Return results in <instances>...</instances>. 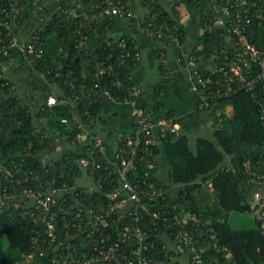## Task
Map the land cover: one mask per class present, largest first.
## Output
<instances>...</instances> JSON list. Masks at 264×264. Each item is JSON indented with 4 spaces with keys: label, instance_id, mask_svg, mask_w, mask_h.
Instances as JSON below:
<instances>
[{
    "label": "trees",
    "instance_id": "16d2710c",
    "mask_svg": "<svg viewBox=\"0 0 264 264\" xmlns=\"http://www.w3.org/2000/svg\"><path fill=\"white\" fill-rule=\"evenodd\" d=\"M143 1L148 13L144 16L142 28L144 23H152L153 31L163 25L171 32L181 34L182 47L172 45L179 50L176 57L185 51L188 37L200 29V34L193 36L190 51L202 61L204 73H207L203 76L218 82L207 101L218 98L217 90H221L223 95L229 84L222 74L210 76L209 72L225 48L223 38L213 28L209 2L175 0L170 8H166L160 0ZM69 2L71 0H59L48 5L42 0L25 2L17 21L28 34V39L36 41L37 51L28 58H24L19 49L24 44L21 36L19 46L10 48L13 35L18 36L17 28L12 27L10 34L0 26V38L3 39L0 42V64L6 68L1 70L0 67L4 76L0 82V264H53L52 253L43 258L36 252L35 261H27V255L34 251L33 238L39 225L31 217L32 206L25 200L15 203L13 196H20L27 186L37 190L39 182L74 185L84 175L78 160L81 157L101 158L98 148L90 142L76 152L64 153L53 161L52 166L46 164V156L52 152L56 135L73 142L80 132L74 117L78 115L81 121L93 126L95 121L102 120L105 101L124 103L132 99L141 108L142 94L131 96L132 89L136 87L133 70L141 59V55L139 59L136 57L140 53L139 46L128 34L106 38L115 18L122 16L100 15L109 6H130L129 0H101L87 11L78 12L73 11ZM75 3L80 2L75 0ZM0 4L5 5L6 1L0 0ZM41 5L45 7L40 9ZM182 5L189 14L186 22L175 15V9ZM94 15L97 17L92 19ZM249 35L256 45L263 46L264 24L254 27ZM151 37L168 43L164 38L159 40L155 34ZM94 39L99 41L90 48L89 43ZM122 40L126 42L125 47H119ZM4 47L8 48L9 56L3 54ZM41 50L43 53L39 56ZM127 52L130 53L128 57L124 56ZM31 59L34 62H30ZM160 59L161 68L164 59ZM176 63L180 66L177 60ZM185 63H182L183 67ZM101 68L108 69L102 77L98 75ZM170 81L166 79L158 85V96L170 92ZM235 88L211 109L201 108L202 99L198 94L194 98L197 114L202 117H211L220 109L222 112L224 103L229 102L231 115L223 126L213 130L209 137H196L194 142L186 134L162 139L158 146H152L154 156L148 159L150 162L140 161L137 171L132 173V180L140 182V189L152 190L150 185L153 184L157 191L162 189L166 203H169L166 210L170 211L172 222L166 226L158 223L160 229L155 231L156 222L152 218L146 219L144 245L148 248L143 253L156 264H179L175 257L184 253L177 247L170 249L168 245L178 241L181 225L174 215L179 213L190 215L188 231L194 233L199 230L204 240L215 235L216 247L208 248V257H222L228 250L235 264H264V233L259 224L256 222L257 228L254 229L238 230L229 221L233 212L251 211V202L260 189V177L264 174V126L261 119L264 98L254 97L238 85H234ZM104 90L110 92V98L103 96ZM51 94H57V106H47ZM154 112L159 114L157 118L174 117L172 111H165L162 103L156 104ZM42 118H46L45 127L40 125ZM63 118L69 122L63 123ZM110 135L116 136L114 133ZM101 139L112 152L109 146L111 139ZM160 156L167 165L174 194L169 192L170 186L159 178ZM103 166L106 168L107 163L103 162ZM99 176L108 178V171L97 172L94 179ZM145 180L146 184L142 183ZM146 202L151 203L149 199ZM154 206L165 207L162 196L155 198ZM117 238V234L113 235L111 242ZM87 242L84 236L71 240L73 245ZM127 250L131 254L132 249L129 247ZM62 253L67 256L68 250Z\"/></svg>",
    "mask_w": 264,
    "mask_h": 264
},
{
    "label": "built area",
    "instance_id": "2783aa9c",
    "mask_svg": "<svg viewBox=\"0 0 264 264\" xmlns=\"http://www.w3.org/2000/svg\"><path fill=\"white\" fill-rule=\"evenodd\" d=\"M6 4H0V26L5 27L12 34V27L17 28L18 36L13 35L10 48L19 46V37L23 45L19 48L24 58L35 54L36 41L28 39V34L17 21L22 13L25 2L29 0H5ZM38 1V0H35ZM213 18V28L223 38L225 48L218 62L209 68L210 76L222 74L224 81L229 84L223 95L217 90L218 98H227L230 91H235L234 85L250 92L254 97L264 98V45L259 47L251 39L249 33L254 27L264 24V0H207ZM3 17L1 18V16ZM100 15H120L131 17L133 11L125 6H109ZM97 15L92 17L96 18ZM143 23V22H142ZM143 32L149 36L155 34L157 38L168 41L167 45H181V34L173 33L160 25L153 31L152 23H144ZM0 42H3L2 37ZM122 40L119 47H125ZM5 56H9L8 48L2 50ZM41 50L38 55L40 56ZM127 52L124 56H129ZM137 59L140 53L136 54ZM163 57V56H162ZM215 58V57H214ZM180 66L186 71L187 82L192 86L195 94L202 99V106L208 105L207 99L214 93V87L218 83L211 77H204L205 68L193 52L182 51L176 57ZM30 62H34L31 59ZM1 70L5 66L0 64ZM108 72L107 68L98 71L99 76ZM207 74V73H206ZM0 72V82L3 80ZM213 85V87H209ZM200 86L203 89H200ZM131 96L138 95L139 91L134 87ZM103 96L110 98V92L103 91ZM133 107L137 115L134 128L130 133H121L117 136V148L110 155L107 146L102 139L90 132L92 123L86 124L76 115L74 122L80 131L74 142H93L98 148L101 158L88 159L81 157L78 164L84 174L92 178V184L69 185L66 182L55 185L39 182L37 190L27 186L20 192L19 198L32 201L31 217L38 223L39 229L33 238L34 251L27 255L28 262H34L35 253L46 258L52 253L53 264H156L147 258L143 250L146 235L147 218H152L156 223L155 231H159L158 223L172 222L168 213L169 203L163 196L162 189L158 191L154 185L150 189H140V182L134 183L132 173L138 169V163L154 156L152 146H158L162 139L179 136V125L174 117H160L156 120L141 113L136 100L127 99L124 102ZM59 104L55 94L49 95L47 106L54 107ZM261 119L264 126V101L262 102ZM67 124L69 120L63 118ZM67 139V137H64ZM103 162L107 163L106 168ZM150 162V161H149ZM150 166L154 168L152 163ZM107 170L108 178L94 176L97 172ZM260 189L251 202V211L264 233V174L260 177ZM146 180L142 183L146 184ZM157 196H162L165 207H153ZM7 197V196H6ZM15 198V196H13ZM8 198V197H7ZM149 199L151 203H147ZM173 209H176L173 206ZM190 215L175 214L174 219L181 225L178 243L172 242L182 252L189 253L190 264H235L230 251L225 250L222 257L207 255L208 248L216 247L215 235L210 240L203 238V233L196 230L188 231ZM118 235L117 240L112 241L113 235ZM86 237V244L73 245L71 240ZM208 243V246L206 245ZM144 245V246H143ZM131 248V254L127 250ZM82 250H81V249ZM68 250L65 256L62 251ZM81 252H77V251ZM75 251V252H74ZM74 252V253H73ZM61 256V258H60ZM70 256V258L68 257ZM223 258V261H222Z\"/></svg>",
    "mask_w": 264,
    "mask_h": 264
},
{
    "label": "crops",
    "instance_id": "0c3cea01",
    "mask_svg": "<svg viewBox=\"0 0 264 264\" xmlns=\"http://www.w3.org/2000/svg\"><path fill=\"white\" fill-rule=\"evenodd\" d=\"M42 1L48 5L52 2H58L59 0ZM100 1L101 0H79L80 3H75V0H71V2L68 4L72 6L74 12H78L87 11L89 8L97 5ZM129 4L130 6L128 7L133 11V16L127 18L124 16L116 17L112 24V28L108 31V34L105 37L109 38L113 36L116 38L128 34L139 46L141 59L139 60V64L134 68L132 75L136 89L142 94L139 104L141 106V113L146 114L150 118L156 120L158 119L157 117H159V114L154 112L155 106L158 103H162L164 105L165 111L173 112L174 118L180 127L179 136L186 134L191 137V140L198 136L206 135V137H209L211 133H206L205 135L203 133L204 128H207L205 124L206 118L200 115L198 116L197 114L194 101L196 94L193 91L192 86L187 82V73L183 67L178 66L176 63V56L179 53V50L172 45L169 46L166 43L156 41L151 36L143 32L142 22L144 20V16L148 13L147 6H145V2L143 0H129ZM44 7L45 6L41 5L40 9ZM184 11L185 9L183 8V5L178 6L175 9V15L181 21H184L181 19V14H186V22L189 14L188 12L185 13ZM196 33L200 34V29H197ZM196 33H193V36H196ZM193 36L188 37V40L184 45L185 50L192 49L194 43ZM97 41L99 40H91L89 47H95ZM161 57L164 59V66H161L160 68ZM166 79L171 80L170 83L172 84V89L168 94L163 96V94L160 93V96H158L157 87ZM55 90L58 91V88L55 87ZM224 104L225 106L222 112L225 111L229 102H225ZM205 106L207 105H204V107ZM202 107L203 106L201 105V108ZM133 110L134 109H132L130 105L125 103H119L116 101L104 102L102 120L95 121L90 132L94 135H97L99 138L109 137L111 139L109 146L112 147L111 149H113V151L109 153L110 155H112L117 148V141L115 140L116 136L121 133H130L133 130L134 122L137 117ZM40 121V125L42 126L43 124V127H45L47 124L46 118H42ZM110 133H114L116 136L114 137L110 135ZM69 143L76 145L74 148L75 150H71V147L68 146ZM89 143L90 142L88 140L78 143L74 141L69 142L66 138L56 135L54 144L52 146V152L47 154L45 163L51 165L50 160L48 159L49 156L59 159L64 153L68 154L76 152L78 149L85 148V146H87ZM45 152H48V150ZM160 158L159 175L160 171H163L161 170V164L163 165L164 163L163 157L160 156ZM78 182H80V184H92L93 180L84 174L78 180ZM166 182H168V184L171 183L169 178ZM164 184L169 186L165 182ZM172 188L173 187H171L169 192L174 194L175 192L172 191ZM29 203L33 204L32 201H28V204Z\"/></svg>",
    "mask_w": 264,
    "mask_h": 264
},
{
    "label": "rangeland",
    "instance_id": "374dc122",
    "mask_svg": "<svg viewBox=\"0 0 264 264\" xmlns=\"http://www.w3.org/2000/svg\"><path fill=\"white\" fill-rule=\"evenodd\" d=\"M161 3L166 7V8H170L171 5L173 4V2L175 0H160ZM183 8L185 9V13L187 12L185 6H183ZM148 10V9H147ZM181 14V13H180ZM181 19L185 21L186 19V14H181ZM25 73V72H24ZM220 100H215V101H211L208 103L207 106L205 107H208L211 109V107H217L220 103ZM221 110V109H220ZM211 111V110H210ZM221 112V111H220ZM220 112H217L215 115L209 117V116H206L204 115V117L206 118V121H205V124L207 126V128H204V135L206 133H212L213 130H215L216 128L218 127H221L224 125V121H226V118H228L230 115H231V104L229 103L227 108L225 109V112L224 113H220ZM208 118V119H207ZM207 122V123H206ZM91 128L90 127V131H91ZM206 136V135H205ZM194 139H196V137H194L192 139V141L194 142ZM192 142V144H194ZM71 147V150H75V146L73 143H69V145ZM56 157V156H55ZM48 159L50 160V163H51V166L53 165V161L55 159H58V158H53L52 156H49ZM161 158H159L160 160ZM53 160V161H52ZM161 170H163L162 172L160 171V175H159V178L165 182L167 185L170 186V189L172 187V185L168 184L167 179L169 178L168 176V172H167V165L165 163H163V165L161 164ZM20 195V194H19ZM22 200H25V202L27 201L26 198H19L18 195L15 196L14 198V202L15 203H19L21 202ZM19 206H21V204H19ZM229 221L230 223L232 224V226L235 228V229H238V230H249V229H254V228H257V224H256V219L252 213V211H246V212H233L230 214L229 216ZM169 248L170 249H173L175 250L176 246L169 243ZM174 259V258H173ZM175 261H178L179 264H189V253L188 252H184L182 254V256H178V257H175Z\"/></svg>",
    "mask_w": 264,
    "mask_h": 264
}]
</instances>
